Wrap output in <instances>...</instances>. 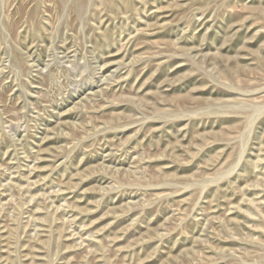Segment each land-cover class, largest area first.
<instances>
[{
	"label": "rangeland",
	"instance_id": "374dc122",
	"mask_svg": "<svg viewBox=\"0 0 264 264\" xmlns=\"http://www.w3.org/2000/svg\"><path fill=\"white\" fill-rule=\"evenodd\" d=\"M0 264H264V0H0Z\"/></svg>",
	"mask_w": 264,
	"mask_h": 264
}]
</instances>
